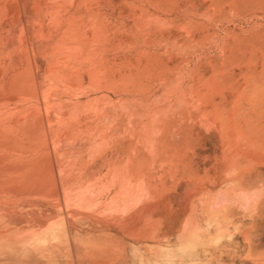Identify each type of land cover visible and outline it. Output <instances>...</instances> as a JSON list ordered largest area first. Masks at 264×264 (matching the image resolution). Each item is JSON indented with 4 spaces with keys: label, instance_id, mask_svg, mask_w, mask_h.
I'll return each mask as SVG.
<instances>
[{
    "label": "rangeland",
    "instance_id": "1",
    "mask_svg": "<svg viewBox=\"0 0 264 264\" xmlns=\"http://www.w3.org/2000/svg\"><path fill=\"white\" fill-rule=\"evenodd\" d=\"M35 1L22 0L29 17L49 18L50 1ZM56 1L66 4L57 11L59 17L71 10L73 33L87 35V45L77 46L86 59L65 58L62 70L89 84L83 91L46 81L40 100L29 108H42L53 152L64 154L81 172L96 171L86 200L74 197L80 220L71 229L72 264L88 260L82 252L92 245L124 248V264H264V146L253 147L231 122L238 119L245 130L243 115L254 109L255 73L264 68V0ZM63 21L42 24L49 40L65 29ZM6 22L5 29L11 30L12 23ZM41 28L35 24L31 32L38 45L42 42L35 54L46 65L50 56L41 47L47 40L37 35ZM12 43L20 65L26 51L21 52L17 35ZM262 87L257 94L264 95ZM59 106L68 108L65 118L58 115ZM70 129L73 136L63 138L60 132ZM126 169L145 181L128 193L130 198L122 194L118 205L139 197L134 209L140 208L149 198L146 181L157 190L154 218L140 220L146 231L151 225L144 235L148 238L140 233L139 240L118 229L110 239L97 222L119 224L126 211L121 215L112 208L103 218L83 209L87 198L101 203L119 191ZM68 260L62 251L59 264Z\"/></svg>",
    "mask_w": 264,
    "mask_h": 264
},
{
    "label": "bare ground",
    "instance_id": "2",
    "mask_svg": "<svg viewBox=\"0 0 264 264\" xmlns=\"http://www.w3.org/2000/svg\"><path fill=\"white\" fill-rule=\"evenodd\" d=\"M39 1L32 4H39ZM49 1L51 5L49 4L50 7L46 9L49 18L45 17V19L42 20L38 19V17L37 19L33 16L29 17V12L25 10L23 3L25 1L11 0L9 2V0H0V46L2 47L0 50V60L7 63L4 65L0 62V264H59V256L62 251L69 257L68 264H72L73 262L70 257L72 253L71 229L73 225L78 222L77 219H79L76 217V209L74 211L75 207H73L76 200L74 197H78L80 199L79 202L86 200L87 193L92 185L91 177L96 174V171L90 174L87 169L85 172H81V168H73L74 164L72 165L67 158H63L64 154L60 157V153H57V155L53 152L49 140H47L46 119L44 120L43 118L42 108L39 106H37L36 109L29 108L32 107L29 106L31 103H37L40 100L42 83L46 81L51 85H55V87L61 86L69 90H83L86 88V85L89 84L84 80L83 76L77 74L72 75L62 70L63 65H65V58H68L66 60H69V58L86 59V53L81 52L83 49L81 51L78 49L77 51V46L83 48L84 45H87V39L85 38L87 35L81 36L73 33L72 26H74L73 20L75 19H73L71 10L65 11V14L59 17L60 15L57 11L61 12L59 9L66 6L65 3H60L56 0ZM47 2L45 4H47ZM35 7L37 8V6ZM43 11L44 10H42V12ZM36 12L38 13V11ZM57 14L58 16L54 17V15L56 16ZM42 15H44V13ZM63 19L66 25V27H64L65 29H62L59 35H56L58 36L56 39L53 38L49 40V38H47V32H49V30H47V28L46 30L41 28L42 24L47 21L49 24L53 23L54 25L55 23L56 25H60L58 23L60 21L62 22ZM6 21L12 23L11 30L7 31L5 29ZM35 24L40 25L41 28L37 31L38 38H45L47 40V42L41 46L43 47V52H46L50 56V59H47V62L45 61L47 63L46 65L43 62L44 59L37 57L35 54V47H39L42 43L40 42L38 45V42L32 37L31 31L35 27ZM87 29H89V27ZM4 30L9 36V40H11L10 44L7 42L5 43L3 39L4 36L2 32ZM78 30L82 31L81 29ZM15 35H17L20 40L21 52H23V50L26 51L19 57L21 59L20 65H17L15 62L19 53L16 51V47L12 48V41ZM39 50H41V48ZM36 51L38 52V50ZM76 70L78 71V69ZM91 73L93 74V72ZM255 74H259V76H257L254 82L253 90L256 93L253 106L254 109L252 110V114H249L247 110L248 114L243 115L244 119L242 123H244L245 130L240 127V123L237 122L238 119L231 121L234 122L235 125L232 123V125L229 126L231 128L238 126L237 129L239 133L246 135L250 139L253 147L256 146L257 148H261L264 146V95L257 94V91L264 86V68L260 71L256 70ZM43 90L45 91L46 89L44 88ZM48 99L50 98H47V100ZM51 106L53 108L54 105L50 104V107ZM56 106L54 107L56 108ZM59 108H61V106H59ZM66 109L68 108L66 107ZM66 109L63 110V108H61L58 115L65 118ZM55 110H57V108ZM55 112L52 111V115ZM232 118H234V116ZM70 119L72 118L70 117ZM221 120L225 119L221 118ZM73 129L64 130L60 133L63 138H70L74 134ZM76 130L77 128L75 132ZM261 136L263 138H261ZM54 149H56V147H54ZM248 157L250 156L248 155ZM80 165L83 166L82 164ZM110 171L112 170L110 169ZM78 172L82 173H80L81 176L77 174ZM120 179V189L119 191L115 190L116 193L111 198L104 199L101 203L95 202L97 199L87 198V204L83 209H90V214L97 213L96 216H99V214L102 215V213L112 208L113 213H121V215L126 211L127 214H124L125 217L119 224L116 222V224H112V226H107L103 221L105 219H101L97 223L103 226L104 234L110 239L114 236L111 231L119 229V231L126 236H134L140 240V233L144 236L145 234L149 235L152 231L150 229L151 225L147 226V224L149 225L148 222L146 226L149 227L148 229L151 231H148L147 228V231L143 229L140 220L142 218H148L149 220L150 217L155 216L154 207H157L159 202L157 201L159 198L157 196V190L146 181L145 185L147 188H145L149 191V196L146 197V199L149 197L147 200L148 202L144 200L145 203L143 202V206L141 205L140 208H135V210L134 207L139 206H135L134 204H139L140 200L139 197H131L130 203L127 202L121 206L118 205L120 201L118 202L117 199L125 194V199L130 198L127 196L128 193H130L131 190L134 191L136 186L139 185V181L142 182V180H137L133 171L128 169L120 174ZM120 179H117V181ZM144 181L145 180H143V182ZM104 184L105 183H102L101 185ZM99 190L102 191V188ZM103 191L105 192V190ZM100 194L102 196L103 192H100ZM110 195L111 194H109V196ZM126 201L121 202L124 203ZM162 204L164 203L162 202ZM91 210L97 212H92ZM159 212L163 213L162 211ZM111 214L112 212L110 215ZM87 215L88 214H86V217ZM93 215L94 214L91 216ZM106 215L105 213L104 217H108ZM168 215L166 216L169 218ZM154 228L152 229L155 230ZM146 238H148V236ZM159 239L162 240L161 237ZM136 241L138 242L137 239ZM159 241L160 240H158V242ZM154 249L156 248H151V251H154ZM82 253L89 259L82 260L78 264H124L126 260L124 248L118 250L117 248L97 247L92 245L85 248Z\"/></svg>",
    "mask_w": 264,
    "mask_h": 264
}]
</instances>
